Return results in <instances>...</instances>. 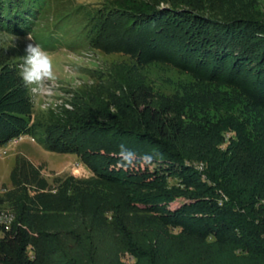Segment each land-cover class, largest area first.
I'll return each instance as SVG.
<instances>
[{
    "label": "trees",
    "instance_id": "obj_1",
    "mask_svg": "<svg viewBox=\"0 0 264 264\" xmlns=\"http://www.w3.org/2000/svg\"><path fill=\"white\" fill-rule=\"evenodd\" d=\"M200 1L127 12L132 35L121 47L144 61L165 59L196 75L206 72L263 113L264 21L206 16L198 12ZM40 7L41 0H0V32L28 34ZM109 14H87L91 46L104 39ZM122 86L130 93L120 96ZM118 88L120 95L107 99L86 96L55 123L32 124L19 102L0 99V147L22 133L41 132L46 148L77 155L92 173L89 185L59 181V208L70 216L65 229L46 231L34 204L18 206L0 236V264H128L125 256L134 264H170L177 248L195 244L225 249L241 264H264V132L251 140L243 124L227 119L220 130L233 132L235 141L223 152L212 140L193 153L179 130V103L149 104L144 91L124 81ZM121 144L137 154L134 167L120 166ZM145 154H154L160 168L135 169ZM55 200L48 205H58ZM178 200L182 204L171 210Z\"/></svg>",
    "mask_w": 264,
    "mask_h": 264
},
{
    "label": "rangeland",
    "instance_id": "obj_2",
    "mask_svg": "<svg viewBox=\"0 0 264 264\" xmlns=\"http://www.w3.org/2000/svg\"><path fill=\"white\" fill-rule=\"evenodd\" d=\"M169 1L41 0L39 13L28 34L16 36L0 32V99L8 103L11 100L19 102L18 108L31 115L32 124L55 123L73 112L86 96L97 94L107 99L108 93L120 95L118 86L124 81L135 91H144L143 97L149 104L160 99L166 103H179L184 111L183 117L177 118L181 126L179 130L193 153L206 150L212 140L220 152L235 141L233 132L220 130L225 128L220 126L227 119L243 124L251 134V140L256 138L264 132V112H259L255 103L242 98L235 89L220 81H211L206 72L196 75L165 59L144 61L137 51L121 47L120 43L132 35L129 32L133 23L130 17L127 19V12L133 14L135 10L150 5L156 9L166 8ZM197 5L198 12L206 16L250 15L264 21V0H201ZM97 9L110 14L104 39L93 47L89 43L85 23L89 17L87 14ZM27 37L59 53V78L53 84L55 95L51 99H41L25 88L18 75L24 48L29 42ZM121 90L120 96L130 93L123 86ZM42 137L41 132L22 133L0 147V236L9 231L18 206L28 209L35 206L41 226L46 231L67 228L69 213L61 211L57 201L60 200L59 181L69 178L76 185H89L87 180L92 173L82 165L80 158L74 154L50 151L40 141ZM138 166L135 169L142 171L160 168L155 161L146 165L143 160ZM198 167L201 170L203 166L200 164ZM101 191L111 192L106 188ZM54 198L56 202L53 204L58 205L50 207L48 204ZM180 204L182 201L178 200L169 208L172 210ZM27 232L33 234L30 230ZM26 252L31 258L29 247ZM174 252L170 264L243 262L240 257L217 246L204 248L195 244L177 248ZM124 261L135 263L128 256Z\"/></svg>",
    "mask_w": 264,
    "mask_h": 264
},
{
    "label": "clouds",
    "instance_id": "obj_3",
    "mask_svg": "<svg viewBox=\"0 0 264 264\" xmlns=\"http://www.w3.org/2000/svg\"><path fill=\"white\" fill-rule=\"evenodd\" d=\"M15 39L14 37L13 41ZM27 39L29 42L25 45V54L21 58L22 63L18 75L25 88L34 92L41 99H51L55 95L53 84L59 78L57 69V56L59 53L44 48L32 41L30 37H27ZM112 111H115V107ZM118 155L122 168H132L138 162L137 154L123 144L120 145ZM153 155L145 154L143 156L142 159L146 162V165L152 163Z\"/></svg>",
    "mask_w": 264,
    "mask_h": 264
}]
</instances>
